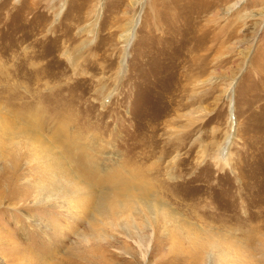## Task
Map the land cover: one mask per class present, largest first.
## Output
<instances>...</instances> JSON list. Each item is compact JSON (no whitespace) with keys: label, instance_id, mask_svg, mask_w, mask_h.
I'll return each instance as SVG.
<instances>
[{"label":"rangeland","instance_id":"rangeland-1","mask_svg":"<svg viewBox=\"0 0 264 264\" xmlns=\"http://www.w3.org/2000/svg\"><path fill=\"white\" fill-rule=\"evenodd\" d=\"M0 77V264H264V0H0ZM12 101L48 109L45 159L69 180L80 152L108 184L165 151L160 188L194 233L106 225L81 242L86 188L43 207L3 181L48 172L3 136Z\"/></svg>","mask_w":264,"mask_h":264},{"label":"bare ground","instance_id":"bare-ground-1","mask_svg":"<svg viewBox=\"0 0 264 264\" xmlns=\"http://www.w3.org/2000/svg\"><path fill=\"white\" fill-rule=\"evenodd\" d=\"M4 76L10 77L11 75L7 74ZM10 104L8 114L12 116L5 122V125L1 127V130L3 136L14 148L12 153L16 154L18 147H32L34 153L31 155L33 157L36 156L38 163L45 165L44 168L48 172L43 174L38 185H34L31 182L28 184L22 183L25 178L21 179V175L15 168L11 167L8 169L7 173L4 174L3 181L13 190L22 189L21 195H23L24 198L26 197V199L30 197L33 201L32 205H42L43 207L49 206L54 202L56 203L61 195L71 198L73 196L72 189L75 191L76 189L86 188L87 192L85 194L81 193L84 199L82 200V198H80L79 201H77L78 206L75 205L77 209L74 207L75 210L81 211L83 215L87 217L88 224L90 225L80 235L81 242H88L90 238L102 237L106 225L110 226L108 228H121L125 231L129 230V228H138L139 226H146L149 227L150 230L153 229L156 231L157 228L168 226L175 228L178 232L176 230L173 231L178 234L184 233V235H190L194 233L196 229L193 225L189 222L184 223V219H180L181 216L178 212L175 211L173 207L167 205L169 203L167 199H165L163 191L160 188L162 182L161 179H158V176L162 178V164H164V159L166 158L164 156L165 151L159 153V155H161L157 159H159L160 164H156L151 162V160L154 158L156 159L157 153L153 152L150 147H145L147 151L144 149L143 154L142 152L138 153L133 163L127 169H123L120 175L112 177L108 184L106 179L109 178L103 179L104 181H102V177L98 176L100 174L98 170L99 167L92 165L89 160H86L87 154L84 153L85 151L80 152L82 155L80 159H77H79L80 166H82L81 171L79 172L77 170L79 172L78 174L73 172L72 179L69 180L65 162L59 155L51 154L49 155L48 161L45 159L46 155L44 152L46 151V147L41 141L40 130L47 120L46 115L48 118L50 117L48 109L46 107L33 108L27 113L25 108L15 105L16 103H14V101ZM17 107L22 110L16 109ZM17 111L20 113L19 116L15 113ZM30 112H34V122H31ZM38 113L45 114V119L40 120L41 118H38L40 116ZM58 113L59 116H63L62 112L60 114L59 110ZM20 123H25L26 126L22 127ZM61 132L64 131L62 130ZM162 139L163 138L157 140L160 146L163 144ZM64 149L68 150V147H64ZM74 159L75 157H73V161L76 160ZM147 168H150L152 173L154 170L158 171L157 179L151 176L152 173H149V169ZM103 186H107L109 191L102 192ZM38 229L41 230L40 227H38ZM194 243L197 246H201V243H197L195 240ZM211 243L212 244H207L206 247L215 251L218 250L219 253L220 250L217 243L215 241ZM222 253L223 251H220V257H223ZM25 263L34 264V262ZM66 264L83 263H75L69 260Z\"/></svg>","mask_w":264,"mask_h":264},{"label":"water","instance_id":"water-1","mask_svg":"<svg viewBox=\"0 0 264 264\" xmlns=\"http://www.w3.org/2000/svg\"><path fill=\"white\" fill-rule=\"evenodd\" d=\"M230 117H231V119L233 121V111H232V109H230Z\"/></svg>","mask_w":264,"mask_h":264}]
</instances>
